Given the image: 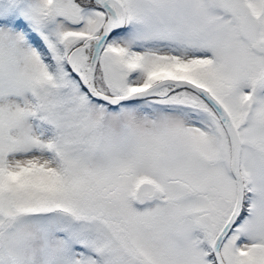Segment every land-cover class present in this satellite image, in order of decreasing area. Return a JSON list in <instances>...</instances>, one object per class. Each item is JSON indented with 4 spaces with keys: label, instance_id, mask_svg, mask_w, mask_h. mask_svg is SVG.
<instances>
[{
    "label": "snow or ice",
    "instance_id": "snow-or-ice-1",
    "mask_svg": "<svg viewBox=\"0 0 264 264\" xmlns=\"http://www.w3.org/2000/svg\"><path fill=\"white\" fill-rule=\"evenodd\" d=\"M0 264H264V0H0Z\"/></svg>",
    "mask_w": 264,
    "mask_h": 264
}]
</instances>
